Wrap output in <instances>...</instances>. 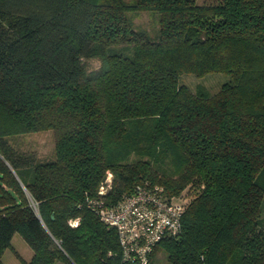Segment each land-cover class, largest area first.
Here are the masks:
<instances>
[{
    "label": "trees",
    "instance_id": "obj_1",
    "mask_svg": "<svg viewBox=\"0 0 264 264\" xmlns=\"http://www.w3.org/2000/svg\"><path fill=\"white\" fill-rule=\"evenodd\" d=\"M43 130L50 158L10 143ZM106 171L112 203L144 183L187 196L147 264L157 246L169 264H264V0H0V264L15 233L22 264H137L85 206Z\"/></svg>",
    "mask_w": 264,
    "mask_h": 264
},
{
    "label": "built area",
    "instance_id": "obj_2",
    "mask_svg": "<svg viewBox=\"0 0 264 264\" xmlns=\"http://www.w3.org/2000/svg\"><path fill=\"white\" fill-rule=\"evenodd\" d=\"M111 186L112 173L106 171L97 195L89 197L85 206L102 222L115 228L124 261L147 264L161 239L179 233L187 196H168L163 186L144 183L137 184L129 195L112 203L106 199ZM69 223L76 226L78 218Z\"/></svg>",
    "mask_w": 264,
    "mask_h": 264
},
{
    "label": "rangeland",
    "instance_id": "obj_3",
    "mask_svg": "<svg viewBox=\"0 0 264 264\" xmlns=\"http://www.w3.org/2000/svg\"><path fill=\"white\" fill-rule=\"evenodd\" d=\"M205 1L206 0H197L198 3H204ZM132 16V26L135 29L146 30L150 36H154L158 29L157 13L139 11L135 12ZM98 65L99 61L97 59H92L88 62L89 69H95ZM192 79L196 80V78ZM10 143L22 151L33 154L37 158H50L53 153L54 138L50 130H43L12 135ZM261 217L262 224H264V206H262ZM32 254V249L18 233H15L11 240V246L6 248L1 255V262L3 264H22L20 259L28 261ZM152 256L155 264H169L166 253L161 246L156 247ZM54 264L68 263L56 260Z\"/></svg>",
    "mask_w": 264,
    "mask_h": 264
}]
</instances>
